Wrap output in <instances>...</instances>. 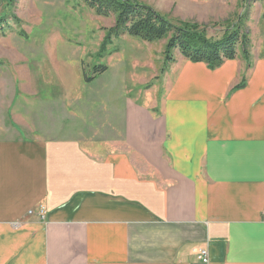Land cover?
Segmentation results:
<instances>
[{
  "label": "crops",
  "instance_id": "obj_1",
  "mask_svg": "<svg viewBox=\"0 0 264 264\" xmlns=\"http://www.w3.org/2000/svg\"><path fill=\"white\" fill-rule=\"evenodd\" d=\"M241 69L113 95L87 137L51 108L0 126V264H264V61Z\"/></svg>",
  "mask_w": 264,
  "mask_h": 264
},
{
  "label": "rangeland",
  "instance_id": "obj_2",
  "mask_svg": "<svg viewBox=\"0 0 264 264\" xmlns=\"http://www.w3.org/2000/svg\"><path fill=\"white\" fill-rule=\"evenodd\" d=\"M137 1L173 25L205 27L202 32L211 41L227 33L219 23H230L229 32L240 23L249 57L245 61L238 48L235 59L245 81L264 61V0ZM114 21V15H98L84 0H0V126L8 129L9 138L14 134L11 120L31 126L35 114L40 118L49 108L54 133L80 127L87 137L89 129H98L102 102L111 104L113 95L140 102L164 97L188 61L173 51L174 62L162 73L167 40L149 43L122 34L105 42ZM98 65L105 72L86 83L83 75L91 77Z\"/></svg>",
  "mask_w": 264,
  "mask_h": 264
},
{
  "label": "trees",
  "instance_id": "obj_3",
  "mask_svg": "<svg viewBox=\"0 0 264 264\" xmlns=\"http://www.w3.org/2000/svg\"><path fill=\"white\" fill-rule=\"evenodd\" d=\"M84 2L98 15L115 16L114 26L107 31L105 42H110L112 38L122 34L149 43L166 39L162 73L174 62L171 52L176 50L184 60L203 63L211 70L225 61L234 60L238 48L241 49L242 58L248 60L249 41L246 35L240 34V23H237L231 32L227 28L230 23H219L218 26L227 33L216 41H211L202 32L205 31V27L200 28L199 25L190 22L173 25L150 6L137 0H84ZM105 70L103 65L93 66L91 77L83 75L85 82L90 83Z\"/></svg>",
  "mask_w": 264,
  "mask_h": 264
},
{
  "label": "built area",
  "instance_id": "obj_4",
  "mask_svg": "<svg viewBox=\"0 0 264 264\" xmlns=\"http://www.w3.org/2000/svg\"><path fill=\"white\" fill-rule=\"evenodd\" d=\"M29 215L32 214L31 211L28 212ZM44 214V211L42 209L39 210V216L42 217ZM196 258L199 262H201L202 264H208V252L206 249L202 248L199 249L197 254H196Z\"/></svg>",
  "mask_w": 264,
  "mask_h": 264
}]
</instances>
